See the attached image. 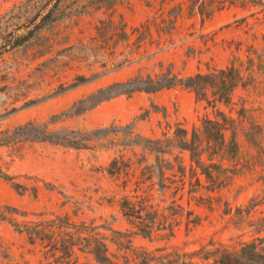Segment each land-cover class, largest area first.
<instances>
[{
	"label": "rangeland",
	"instance_id": "rangeland-1",
	"mask_svg": "<svg viewBox=\"0 0 264 264\" xmlns=\"http://www.w3.org/2000/svg\"><path fill=\"white\" fill-rule=\"evenodd\" d=\"M232 65L248 83L229 105L178 86L72 111L135 77ZM217 110L236 120L239 146L215 157L212 182L168 141L178 128L203 137ZM30 123L48 139L17 130ZM0 171V264H99L96 240L114 264H206L203 249H264V0H0ZM125 199L150 213L151 237L125 216Z\"/></svg>",
	"mask_w": 264,
	"mask_h": 264
},
{
	"label": "trees",
	"instance_id": "trees-1",
	"mask_svg": "<svg viewBox=\"0 0 264 264\" xmlns=\"http://www.w3.org/2000/svg\"><path fill=\"white\" fill-rule=\"evenodd\" d=\"M252 62V60H250ZM244 76L241 75L239 70L234 65L224 70H219L209 74H196L185 78L171 75L170 73L158 75L155 77H135L127 82L115 83L107 88L101 89L96 93L90 95L84 100H80L73 106V114H80L84 111L96 107L98 104L113 99L121 95H132L136 92L158 93L166 89H172L181 86L187 90L192 91L198 100H205L216 108V104L229 105L232 102L233 93L240 85L246 86ZM211 94L214 99L209 100L208 96ZM236 120L227 116L224 112L217 110L216 119L205 118L202 122L201 137L198 130H193L191 138H188V131L182 128L176 129L174 139L168 141L181 150L187 151L191 155L192 161L201 169L202 174L208 181H214V172H221L220 165L213 162L215 157L221 154H229L230 152L238 151V143L235 140ZM28 128H35L41 130L39 138L47 140L46 127L35 126L28 124L20 126L18 131L24 132ZM232 130V136L228 142L226 133ZM140 144L151 152L160 153L165 152L161 145L160 140H153L149 138H139ZM204 154H208L207 160L209 163L202 159ZM228 170V169H227ZM226 171V169H225ZM233 173H238L235 166L232 170ZM3 173L0 171V176ZM5 179H10L9 176H4ZM143 202V201H141ZM122 209L125 216L138 220V227L142 234L146 237H151L154 231V221L150 219V213L146 212V216H142V211H136V204L125 199L122 203ZM54 226L56 224H53ZM52 225V226H53ZM29 230V229H28ZM34 230L30 232L33 235ZM37 233V232H36ZM35 234V233H34ZM36 239H39L36 237ZM41 239V236H40ZM53 247V248H52ZM50 247L53 255L57 249L54 246ZM108 246L104 241L96 240L95 246L92 248V254L95 256L99 264H114L107 255ZM202 259L207 262L206 264H264V249H259L255 243L244 244L238 250H229L227 248H218L215 250H201ZM213 259V262H209Z\"/></svg>",
	"mask_w": 264,
	"mask_h": 264
}]
</instances>
